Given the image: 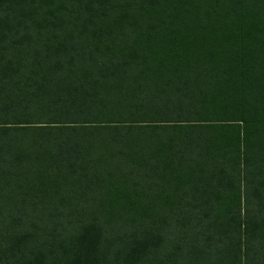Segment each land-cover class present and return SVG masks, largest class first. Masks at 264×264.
<instances>
[{"label":"trees","instance_id":"trees-1","mask_svg":"<svg viewBox=\"0 0 264 264\" xmlns=\"http://www.w3.org/2000/svg\"><path fill=\"white\" fill-rule=\"evenodd\" d=\"M0 264H264V0H0Z\"/></svg>","mask_w":264,"mask_h":264}]
</instances>
